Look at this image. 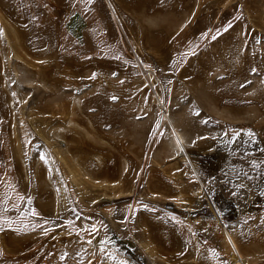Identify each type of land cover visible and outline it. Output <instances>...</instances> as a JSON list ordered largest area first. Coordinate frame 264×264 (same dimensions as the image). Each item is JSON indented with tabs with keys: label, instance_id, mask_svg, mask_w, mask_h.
Masks as SVG:
<instances>
[{
	"label": "rangeland",
	"instance_id": "obj_1",
	"mask_svg": "<svg viewBox=\"0 0 264 264\" xmlns=\"http://www.w3.org/2000/svg\"><path fill=\"white\" fill-rule=\"evenodd\" d=\"M109 1L0 0V264H264V0Z\"/></svg>",
	"mask_w": 264,
	"mask_h": 264
},
{
	"label": "bare ground",
	"instance_id": "obj_2",
	"mask_svg": "<svg viewBox=\"0 0 264 264\" xmlns=\"http://www.w3.org/2000/svg\"><path fill=\"white\" fill-rule=\"evenodd\" d=\"M108 2L110 4V7H112V11L114 15L116 16V18H118V16L116 15V10H115L114 5L111 3V1L108 0ZM164 120L169 125V130L171 133V141L173 143V146L180 151L184 150L186 143H187L186 137H185V131H183L182 129L178 127L175 121L170 118L168 112L164 113ZM213 210L216 211L215 209ZM221 224H224V223H221ZM223 235H225L224 239H226L225 241L227 242L229 249L231 250V253L234 254V256L237 258V263L247 264V259H246L247 256L245 255L246 251L243 248L244 246H241V241H239L236 231L235 230L232 231L230 230V228L227 229L226 226L223 225Z\"/></svg>",
	"mask_w": 264,
	"mask_h": 264
},
{
	"label": "snow or ice",
	"instance_id": "obj_3",
	"mask_svg": "<svg viewBox=\"0 0 264 264\" xmlns=\"http://www.w3.org/2000/svg\"><path fill=\"white\" fill-rule=\"evenodd\" d=\"M82 2H84V3H91V0H82ZM0 31H2V30H0ZM212 39H216V36L214 35L212 37ZM245 175H247V174H245ZM237 187H244V185L243 184H240V185H237ZM88 242L91 243V241H88Z\"/></svg>",
	"mask_w": 264,
	"mask_h": 264
}]
</instances>
